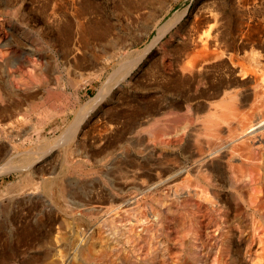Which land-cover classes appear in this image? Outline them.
<instances>
[{
	"label": "bare ground",
	"instance_id": "bare-ground-1",
	"mask_svg": "<svg viewBox=\"0 0 264 264\" xmlns=\"http://www.w3.org/2000/svg\"><path fill=\"white\" fill-rule=\"evenodd\" d=\"M160 20L138 49L85 31L101 47L73 56L69 94L0 123V264H264V19Z\"/></svg>",
	"mask_w": 264,
	"mask_h": 264
},
{
	"label": "rangeland",
	"instance_id": "rangeland-1",
	"mask_svg": "<svg viewBox=\"0 0 264 264\" xmlns=\"http://www.w3.org/2000/svg\"><path fill=\"white\" fill-rule=\"evenodd\" d=\"M194 14L226 15L229 27H233L234 20L240 22L246 17L263 24L264 0H0V37L5 44L0 46L4 51V56L0 57V123L8 125L14 118H20L32 102L41 101L51 90L69 94L70 73L77 64L73 56L82 61L84 52H94L93 49L101 47L99 42L86 45L91 41L82 35L97 29L102 21L106 20L113 34L122 41L137 43L132 49H138L144 47L156 31L139 43L134 34L148 28L147 23L154 17L161 19L160 27L174 15H184L186 21ZM244 51L247 53L248 49L240 51L242 55ZM98 86L99 82H95L79 87V94L84 100L94 97ZM34 120L36 117H32L31 122ZM58 122L62 124V119ZM29 127L30 124H24L22 129L27 133ZM50 128L49 124L44 136H49ZM6 141L10 143L11 140ZM15 143L19 141L14 140L13 145ZM0 145L2 168L6 158L2 156L3 144ZM14 179L13 175H0L1 251L6 247L7 217L13 221L17 212L15 207L10 212L5 210L2 194Z\"/></svg>",
	"mask_w": 264,
	"mask_h": 264
}]
</instances>
